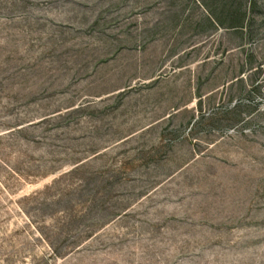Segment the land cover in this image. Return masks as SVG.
Wrapping results in <instances>:
<instances>
[{
  "label": "rangeland",
  "instance_id": "1",
  "mask_svg": "<svg viewBox=\"0 0 264 264\" xmlns=\"http://www.w3.org/2000/svg\"><path fill=\"white\" fill-rule=\"evenodd\" d=\"M0 264H264V0H0Z\"/></svg>",
  "mask_w": 264,
  "mask_h": 264
}]
</instances>
